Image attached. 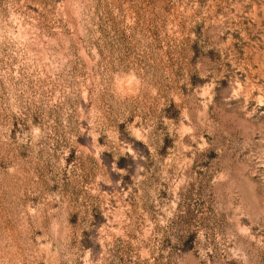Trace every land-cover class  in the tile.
I'll use <instances>...</instances> for the list:
<instances>
[{"label": "rangeland", "instance_id": "1", "mask_svg": "<svg viewBox=\"0 0 264 264\" xmlns=\"http://www.w3.org/2000/svg\"><path fill=\"white\" fill-rule=\"evenodd\" d=\"M0 264H264V0H0Z\"/></svg>", "mask_w": 264, "mask_h": 264}]
</instances>
